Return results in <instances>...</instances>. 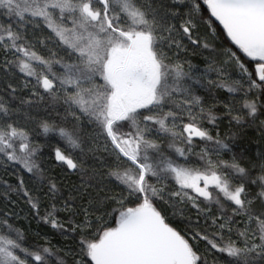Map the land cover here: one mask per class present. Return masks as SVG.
Segmentation results:
<instances>
[{
    "label": "snow or ice",
    "instance_id": "1",
    "mask_svg": "<svg viewBox=\"0 0 264 264\" xmlns=\"http://www.w3.org/2000/svg\"><path fill=\"white\" fill-rule=\"evenodd\" d=\"M0 201V264H264V0H0Z\"/></svg>",
    "mask_w": 264,
    "mask_h": 264
},
{
    "label": "trees",
    "instance_id": "2",
    "mask_svg": "<svg viewBox=\"0 0 264 264\" xmlns=\"http://www.w3.org/2000/svg\"><path fill=\"white\" fill-rule=\"evenodd\" d=\"M193 62L195 63V62H197V61L194 60ZM252 147H253V149H255V148L257 147V145H256L255 143H253ZM9 179L11 180V178H9ZM0 204H2V201H0ZM20 223H21V225H22L24 228H28V227H30L32 233H34V232L38 229V227H39V225H38L35 221H33V222L31 223V225H29L27 221H21ZM45 227H46V226H45Z\"/></svg>",
    "mask_w": 264,
    "mask_h": 264
}]
</instances>
